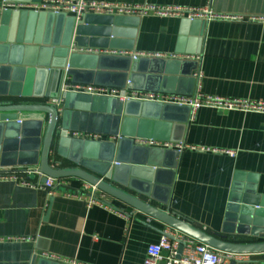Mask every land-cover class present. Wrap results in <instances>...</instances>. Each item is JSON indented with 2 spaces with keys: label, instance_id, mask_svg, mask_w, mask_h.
I'll return each mask as SVG.
<instances>
[{
  "label": "water",
  "instance_id": "water-1",
  "mask_svg": "<svg viewBox=\"0 0 264 264\" xmlns=\"http://www.w3.org/2000/svg\"><path fill=\"white\" fill-rule=\"evenodd\" d=\"M6 2L37 4L42 0ZM140 21L136 16L86 14L77 20L66 13L2 11L0 169L38 167L46 177L76 178L216 251L247 256L264 253V241L259 240L264 235V202L254 187L234 184L221 232L209 233L171 211L170 197L182 151L136 143L140 139L184 143L192 116L190 107L62 91L68 76L77 85L158 92V86L151 87L154 76L147 74L182 71L187 77L180 81L187 90L175 91L168 84L162 91L168 95H194L197 79L192 75L199 62L191 65L187 60L133 59L76 51L109 49L131 53ZM207 23L182 21V31H191L195 37V48L189 54H201ZM51 76L58 77L59 84L57 91L47 94ZM58 97L63 100L61 112L49 103L25 100ZM68 133L98 134L114 140H84ZM63 160L69 164L64 166ZM158 189L165 191L163 198L157 197ZM152 200L167 210L153 205ZM241 236L250 239L240 240ZM182 251L181 244L178 257ZM241 263L232 260L230 264ZM37 264L61 263L44 259Z\"/></svg>",
  "mask_w": 264,
  "mask_h": 264
},
{
  "label": "crops",
  "instance_id": "crops-1",
  "mask_svg": "<svg viewBox=\"0 0 264 264\" xmlns=\"http://www.w3.org/2000/svg\"><path fill=\"white\" fill-rule=\"evenodd\" d=\"M86 1L196 8L210 4L217 14L245 17L243 21L208 22L200 55L189 54L195 48V37L191 31H182L181 23L185 19L144 17L138 27L134 50L127 53L150 54L140 58L152 60H187L191 65L193 61L199 62L192 76L202 72L203 94L264 102V23L248 21L249 17L264 18V0ZM7 9L34 11L26 6ZM194 56L200 60H193ZM147 75L154 76L151 87L160 89L153 93L166 94L162 88L168 84H172L175 91L187 90V85L180 81L187 77L182 71ZM58 84V77L51 76L46 93L53 94ZM195 90L196 86L194 93ZM44 99L49 103L48 98L25 100L38 104L45 103ZM183 144L234 155L185 149L170 197L172 212L213 234L221 232L224 226L234 184L254 187L264 202V115L201 108L192 116ZM62 162L64 166L69 164ZM66 180L70 191L83 182L76 178ZM156 194L163 198L166 193L158 189ZM107 202L115 211L88 207L85 200L68 198L62 192L51 198L42 189L0 181V264L53 261L46 256L60 258V262H53L61 264H144L148 247L156 244L165 231L175 232L163 222L116 199L107 196ZM151 203L167 210L154 200ZM238 238L250 239L248 236ZM261 239L264 235L259 237ZM242 264H264V253L243 257Z\"/></svg>",
  "mask_w": 264,
  "mask_h": 264
},
{
  "label": "built area",
  "instance_id": "built-area-1",
  "mask_svg": "<svg viewBox=\"0 0 264 264\" xmlns=\"http://www.w3.org/2000/svg\"><path fill=\"white\" fill-rule=\"evenodd\" d=\"M33 5V6H32ZM33 8L34 11L53 12L55 14L66 13L80 20L86 14H101L112 16H136L140 18L151 15L161 18H183L189 20L210 21H243V16L221 15L215 13L210 4L204 7H178V6H151V5H124L107 2H89L86 0H43L37 4H9L6 0H0V14L7 8L21 9L24 7ZM250 22H262L264 18L249 17ZM74 50V49H73ZM75 51V50H74ZM77 51V50H76ZM77 52L85 54L113 55V56H131L133 59L151 56L150 54L138 53L129 54L123 51L109 49H79ZM160 57V55H156ZM195 57V56H194ZM193 57V60H200V57ZM185 57L184 59H189ZM197 79L196 90L192 96L168 95L153 92L121 91L115 88L98 87L94 85L72 84L70 77L66 76L63 82L62 91H69L81 94L101 97H117L122 101L140 100L157 102L163 104H172L178 106H188L191 108V114L194 117L201 108H210L223 112H240L245 114L264 115V102L240 98H223L218 96L205 95L201 91V81L203 74L201 71L195 73ZM123 95V96H122ZM62 98H54L49 104L56 107L58 112L62 111ZM191 116V118H192ZM69 136L81 138L84 140L113 139L103 135L88 133H68ZM139 145L162 148L176 149L184 151L185 149L200 151H212L228 153L232 152L218 151L210 148L190 147L183 143L174 144L154 139L137 140ZM0 181L13 182L30 189H42L46 191L48 197H54L62 192L71 199L85 200L88 207L100 206L111 211L115 209L107 202V195L96 186L82 182L81 185L72 191L66 179H53L43 175L38 167L6 168L0 169ZM264 240V239H263ZM183 245V251L178 257V249ZM247 255H234L216 251L208 245L199 243L177 231L167 230L163 233L156 244H152L147 249V255L144 264H230L232 260L242 262L243 257ZM47 259L60 262V258L55 256H46ZM242 264V263H241Z\"/></svg>",
  "mask_w": 264,
  "mask_h": 264
},
{
  "label": "trees",
  "instance_id": "trees-1",
  "mask_svg": "<svg viewBox=\"0 0 264 264\" xmlns=\"http://www.w3.org/2000/svg\"><path fill=\"white\" fill-rule=\"evenodd\" d=\"M43 102H45V103H46V99H44V100H43ZM40 103H41V102H40ZM262 241H264V240L262 239Z\"/></svg>",
  "mask_w": 264,
  "mask_h": 264
}]
</instances>
